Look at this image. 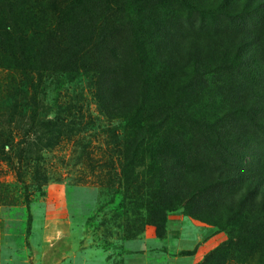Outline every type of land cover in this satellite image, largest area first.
<instances>
[{
  "label": "rangeland",
  "instance_id": "rangeland-1",
  "mask_svg": "<svg viewBox=\"0 0 264 264\" xmlns=\"http://www.w3.org/2000/svg\"><path fill=\"white\" fill-rule=\"evenodd\" d=\"M254 4L0 0V218L29 229L20 241L18 226L0 224V264H121V240L150 217L126 195L142 176L156 182L163 205L211 223L204 227L217 239L194 264H264V222L256 228L264 220L256 180L264 175V51L219 62L223 43L249 22L264 47ZM178 33L184 49L175 54ZM78 40L88 44L87 71L68 68ZM142 100V111L129 109ZM130 157L131 188L121 173ZM221 169L253 182L255 197L237 218L235 206L211 203L236 183L216 182ZM52 183L66 189L65 223L43 221ZM68 226L82 228L74 242L61 233Z\"/></svg>",
  "mask_w": 264,
  "mask_h": 264
},
{
  "label": "trees",
  "instance_id": "trees-1",
  "mask_svg": "<svg viewBox=\"0 0 264 264\" xmlns=\"http://www.w3.org/2000/svg\"><path fill=\"white\" fill-rule=\"evenodd\" d=\"M253 2L255 4L250 8V12H251L250 15H254V17L256 19H258L257 21L264 20V0H253ZM248 17H250V16H248ZM249 21H250V19H249ZM249 23H248L247 27L245 29H243L242 31L238 32V34H236V36H232L231 38H228V41L225 40L226 42L223 43L222 50H221V52H223V55H221V57H219V62H220V64L222 63V66H225V65H223V63L226 64L229 61V59L233 60L237 56L242 58V60L246 62L247 60H249L251 54H252V56L254 55L253 52L255 50H258L259 52L261 50L264 51V47L262 48V46L260 45V43L257 40L259 36H258L255 28H252L251 24H249ZM175 36H176V38H173L170 50L171 51L173 50V52L176 54L177 52L181 53V51L184 49V47H183L184 42H183V37H181L179 33ZM77 42H78V44H77V46H74V52H73V57L75 58L74 59L75 61H71V63H69L70 67H68V68L71 69L72 71H76V70H78V68L82 67V68H84L85 71H87L86 64L83 60V59L87 58V55H86L85 51H83V50L88 44L87 43L82 44V42H80V40H78ZM248 43H251L250 45H254V48L251 50H247V46L249 45ZM76 53H79L80 55H82V57L79 55L77 57V60H76V56H75ZM263 58L264 57H257V60L263 64L264 63ZM78 61H79V63L83 62V64L82 63H81V65L78 64ZM217 64H218L217 62H216V64H214L215 67L220 66ZM135 103H136V105L133 104V106L132 105L129 106V109L133 108V110H136L135 111L136 113L142 111L143 110V106H142L143 100L140 102L137 101ZM170 106L171 105H169V107ZM123 107L124 106H122V108ZM162 109L164 111V114L161 117H164V118L160 117L157 119V121L160 122L159 124L164 122L165 117H167V114L165 116V113L168 112V109H166L164 107H162ZM141 142H144V139H141ZM126 161H129V162L122 168L121 173L123 175V178L127 177L126 178L127 186L130 184V188H131L132 184H133V182H131L132 179H134L135 177H138L137 173L132 174L135 171L134 170L135 165L133 164V161H137V160L134 157H130ZM224 164L226 165L227 163L224 161ZM224 164H222L221 166H223ZM218 169H219V167H218ZM222 175L224 176L223 179H221ZM128 176H129V180H128ZM188 177H190V176L182 178L181 181H183L185 183L186 180L188 179ZM231 180L236 181V183L231 185V186H227V188H226L227 192L223 191V189H220L219 191H217V194L216 193L213 194L214 196L210 197V199H211L212 204H214V201H215L216 203L222 202L223 204H225L227 206L228 205L235 206L236 211H237V213L235 214V217L237 218L238 215H240L241 212L244 210V206H243V204L245 203L244 200H246V201L252 200L255 197L252 195L251 189H250V187H252L253 182L251 180H245L240 171L237 174H232L229 169L219 170L217 180H215V181L216 182L221 181L222 182L221 184L223 185L224 182H230ZM256 180L261 181V183L259 185L262 188L261 190H264V184H263L264 183V175L262 173H259ZM138 184H139L138 185L139 187L135 190V194L133 196H130L132 194L128 195L129 191L128 190L126 191V195L128 196L127 198L129 199V201H131L130 202L131 204L135 203L137 205L138 209L145 208V210L147 211L148 215H150V217L148 218V220H146V222L144 221L142 223V227L139 229V231L131 232V233L128 232L126 237L121 240V244L124 240H127V239L140 238L147 225L154 226L156 229L157 236L163 237L165 235V232H166V222H167L168 213L173 212V211H180L178 209H171V207L163 205V202L159 199L160 196L158 194V191L156 190V182L153 179L149 180V179H146L142 176V178L139 179ZM212 184H214V181L212 182ZM212 184H210V185H212ZM255 193H257V192H255ZM261 195H264V193ZM25 201H26L25 204H26V208H27V226H28L29 221H30V213H29L30 212V204H29L27 195L25 196ZM261 202H262V211L260 213L264 212V201H261ZM123 209H124V200L121 199V201L117 205V210L120 211ZM211 209H214V206H211ZM251 212H252V209L249 210V213H251ZM135 215H137L138 217H140L142 219V215H140L139 212H137V214H135ZM185 216H187L188 218L197 220V221L204 223V224H208V225L211 224L206 219L200 218L194 214H188V215L185 214ZM233 217L234 216L232 215L231 219ZM259 222L260 223H259L258 227H256V228L262 229L261 226H262L264 220L259 221ZM28 237H29V229L27 227L26 228V236H25L26 241H27ZM121 244H120V253L122 252V245ZM214 251H215V249L212 250L211 252H214ZM185 253L189 254L190 252L187 251Z\"/></svg>",
  "mask_w": 264,
  "mask_h": 264
},
{
  "label": "crops",
  "instance_id": "crops-1",
  "mask_svg": "<svg viewBox=\"0 0 264 264\" xmlns=\"http://www.w3.org/2000/svg\"><path fill=\"white\" fill-rule=\"evenodd\" d=\"M42 214L43 221L47 224H61L68 221L67 193L62 183L47 185ZM1 223L7 227L18 226V239L22 240L20 235L22 232L25 239L26 228L25 230L22 228L23 225L19 219L13 220L9 217L3 219L2 217ZM205 225L188 218L180 211L170 212L167 215L166 233L163 239L157 237L154 226L147 225L140 238L122 242L121 264H194L217 239V234L204 227ZM68 228L66 232L65 230L61 232L58 228V237L62 234L66 235L67 239L73 242L81 237L82 228L74 226H68ZM43 234H45L44 231ZM43 244L45 245V241ZM187 251L190 253L186 254Z\"/></svg>",
  "mask_w": 264,
  "mask_h": 264
}]
</instances>
